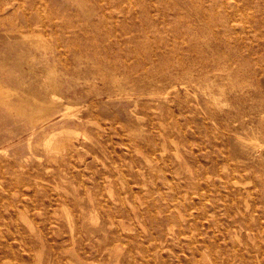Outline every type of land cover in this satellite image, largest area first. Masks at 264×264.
Here are the masks:
<instances>
[{
    "label": "rangeland",
    "instance_id": "1",
    "mask_svg": "<svg viewBox=\"0 0 264 264\" xmlns=\"http://www.w3.org/2000/svg\"><path fill=\"white\" fill-rule=\"evenodd\" d=\"M0 264H264V0H0Z\"/></svg>",
    "mask_w": 264,
    "mask_h": 264
},
{
    "label": "bare ground",
    "instance_id": "2",
    "mask_svg": "<svg viewBox=\"0 0 264 264\" xmlns=\"http://www.w3.org/2000/svg\"><path fill=\"white\" fill-rule=\"evenodd\" d=\"M20 1H21V0H20ZM57 49H58V48H57ZM198 68H199V67H198ZM75 108H76V107H75ZM75 111H76V110H75ZM63 116H65V115H63ZM66 116H67V114H66ZM72 116H73V115H72ZM72 116H71V117H72ZM69 117H70V116H69ZM110 136H111V135H110ZM254 141H255V140H254ZM252 142H253V141H252ZM49 143H50V142H49ZM49 143H48V144H49ZM46 144H47V143H46ZM249 144H251V143H249ZM254 144H255V143H254ZM252 145H253V144H252ZM259 145H260V144H259ZM260 146H261V145H260ZM48 147H49V146H48ZM51 151H52V150H51ZM174 176H175V175H174ZM235 182H236V181H235ZM234 184H235V183H234ZM133 198H134V197H133ZM146 201H147V200H146ZM122 205H123V204H122ZM63 209H64V208H63ZM66 218H67V217H66ZM68 223H69V222H68ZM69 229H70V228H69ZM71 229H72V228H71Z\"/></svg>",
    "mask_w": 264,
    "mask_h": 264
}]
</instances>
